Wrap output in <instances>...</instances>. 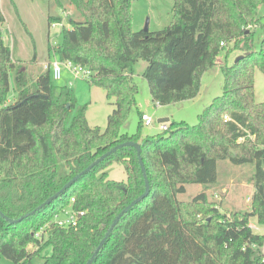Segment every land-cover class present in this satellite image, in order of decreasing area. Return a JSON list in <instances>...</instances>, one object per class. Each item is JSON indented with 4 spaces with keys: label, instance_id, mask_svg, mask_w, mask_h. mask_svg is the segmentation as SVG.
<instances>
[{
    "label": "trees",
    "instance_id": "1",
    "mask_svg": "<svg viewBox=\"0 0 264 264\" xmlns=\"http://www.w3.org/2000/svg\"><path fill=\"white\" fill-rule=\"evenodd\" d=\"M49 1L64 10L70 4L81 17L70 18L61 42L49 49L61 61L87 67L89 83L105 89L114 108L104 129L92 127L86 104L72 114L70 89L55 85L49 68L31 79L3 41L0 9V212L18 219L110 148L134 141L149 192L120 217L91 264H264V233L249 225L251 217L264 225V101L254 92V68L264 71V0H174L172 22L155 31L132 29V0ZM47 21L60 23L61 16L49 13ZM257 25L263 29L259 50L253 47ZM230 43L244 55L221 63L222 94L196 124L168 120L162 133L139 141V112L138 131L120 132L136 107L137 61L146 63L142 76L152 102L166 105L195 97L201 75ZM218 161L252 166L249 210L225 214L209 200L205 189L217 182ZM112 163L123 164L126 180L107 177ZM185 184L204 190L179 200ZM144 190L136 150L122 146L20 221L0 215V260L35 264L39 256L41 264H85L115 216ZM69 203L83 212L77 224L56 225ZM47 247L50 254L42 255Z\"/></svg>",
    "mask_w": 264,
    "mask_h": 264
},
{
    "label": "rangeland",
    "instance_id": "2",
    "mask_svg": "<svg viewBox=\"0 0 264 264\" xmlns=\"http://www.w3.org/2000/svg\"><path fill=\"white\" fill-rule=\"evenodd\" d=\"M173 2L174 0H132V29L144 30L147 25L149 31H155L169 25L173 20ZM0 9L5 18L2 24L3 41L11 50L13 61L26 68L31 79L48 69L52 62L60 61L57 53L53 49L50 50L49 46H56L61 42L62 29L70 27V18L81 19L72 5L66 4L64 10L61 6L51 5L49 0H0ZM259 12L260 15H264V4L260 6ZM49 13L61 16V22L48 25ZM261 22H264V16L261 17ZM262 36L261 26H255L253 29L255 50L260 49ZM242 54L244 53L240 49L230 43L216 55L214 65L201 75L199 91L195 97L166 105L152 102L147 81L142 76L146 63L142 60L137 61L132 67V77L138 88L135 97L136 107L131 109L120 132L131 135L138 131L139 112L147 114L152 119L150 124L142 123L139 129V141L146 136H155L163 132L160 125L167 122L158 121L160 118H168L169 122L183 121L189 125L196 124L198 114L211 103L213 98L222 94L224 76L221 63L232 64ZM52 81L59 87L70 89L75 107L72 114L81 105L86 104L85 116L89 125L99 126L101 129L106 127L108 115L114 105L113 100L106 97L105 89L91 85L89 79H82L80 75L75 77L65 66H62L61 78ZM9 82L8 99L11 100L15 96L13 72H10ZM254 92L256 101H264V71L258 67L254 68ZM252 171L250 164L233 165L228 161H218L217 182L205 189L209 200H212L218 210L225 214L234 210H249V198L253 191V184L250 181ZM106 172L109 179L126 180L127 178L122 163H112ZM202 190L204 187L201 184H185V191L177 194V199L189 200ZM70 209V203L64 207V210ZM250 223L256 226L253 229L256 233H264V225L257 224L254 217H251ZM50 251V247H47L42 255L50 254ZM0 263L11 264L3 257ZM34 263L41 264L42 259L37 256Z\"/></svg>",
    "mask_w": 264,
    "mask_h": 264
},
{
    "label": "water",
    "instance_id": "3",
    "mask_svg": "<svg viewBox=\"0 0 264 264\" xmlns=\"http://www.w3.org/2000/svg\"><path fill=\"white\" fill-rule=\"evenodd\" d=\"M144 31H148L147 25L144 28ZM244 54L239 55L234 62H236L239 58H241ZM158 121L161 122H167L168 118H160L158 119ZM122 146H132L135 148L136 150V154L138 157V161H139V165H140V169L141 172L143 174L144 177V182H145V190L144 192L139 195L138 197H136L134 200H132L127 206H125L113 219L111 225L109 226L108 230L105 232L104 236L102 237V239L100 240L99 244L97 245V247L95 248L94 252L92 253V255L90 256V258L86 261L85 264H91L92 261L94 260L96 254L98 253L99 249L102 247V245L104 244L106 238L108 237V235L110 234V232L112 231L113 227L116 225V223L119 221L120 217L127 212L131 206H133L134 204L138 203L142 198H144L148 192H149V183H148V179L145 173V167L143 164V160L141 158V146L138 142H134V141H125L123 143H119L115 146H113L112 148H110L107 152H105L104 154H102L101 156H99L95 161H93L90 165H88L86 168H84L81 172H79L78 174H76L75 176H73L66 184H64L62 186V188H60L57 192H55L53 195H51L50 197H48L43 203H41L39 206H37V208H35L34 210H32L29 213H26L25 215L19 217L18 219H8L7 217H5L3 215L2 212H0V215L2 217H5L6 219H8L10 222H14V221H20L22 218L27 217L28 215H30L31 213L35 212L36 210L42 208L44 205L49 204L52 200H54L56 197H58V195L60 193H62L69 185H71L75 180H77L82 174H84L85 172H87L89 169H91L95 164H97L99 161H101L102 159H104L106 156H108L109 154H111L112 152H114L116 149L121 148Z\"/></svg>",
    "mask_w": 264,
    "mask_h": 264
},
{
    "label": "built area",
    "instance_id": "4",
    "mask_svg": "<svg viewBox=\"0 0 264 264\" xmlns=\"http://www.w3.org/2000/svg\"><path fill=\"white\" fill-rule=\"evenodd\" d=\"M222 45V43H220ZM62 66L68 67L70 69V71L74 74L75 77H78L79 75L82 77V79H90L91 76V72L87 67L84 66H80L77 64H74L70 61H54L51 64H49V69L51 72V76L52 79H59L61 78V74H62ZM225 118H227V116H225ZM141 120L143 124H150L152 122V119L150 116H148L147 114L143 113L141 115ZM160 128L162 130H166L167 129V125L165 123H162L160 125ZM250 199V198H249ZM83 212H76L73 209H70L69 211L64 210L57 214L54 218V223L58 226L61 227H71V226H75L77 224V220H78V215L82 214ZM61 215H63V217H60ZM251 228H256L255 225L249 223ZM44 230L40 229L39 231H37L35 233L36 237H41V235L43 234Z\"/></svg>",
    "mask_w": 264,
    "mask_h": 264
}]
</instances>
